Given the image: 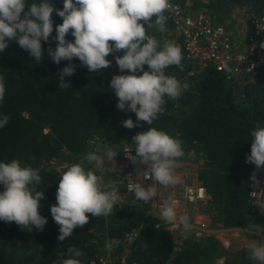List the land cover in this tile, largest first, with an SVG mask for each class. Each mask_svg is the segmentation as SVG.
I'll return each instance as SVG.
<instances>
[{
    "label": "trees",
    "instance_id": "16d2710c",
    "mask_svg": "<svg viewBox=\"0 0 264 264\" xmlns=\"http://www.w3.org/2000/svg\"><path fill=\"white\" fill-rule=\"evenodd\" d=\"M205 1L170 0V3L183 8L192 6L195 10L205 7V12L223 22L221 13H228L229 3L241 5L243 0ZM41 2L26 0L29 5ZM248 2L252 3L250 15L264 17V0ZM49 3L63 9V0ZM52 19L54 30L49 41L42 42L43 56L39 63L15 40H9L7 49L0 52V76L6 85L0 117H9L7 125L0 128V163L15 159L22 166L37 169L41 182L35 187L44 192L40 201L43 204L56 198L66 165L84 163L93 146L128 143L138 132L155 127L182 141V158L189 159L192 153L198 155L195 161L201 165L199 177L207 196L198 204L201 221L197 222L205 227L210 220L225 229L248 225L256 209L247 193L251 177L259 169L246 162V156L251 151V131L257 124L264 127V72L241 91V82H230L225 74L211 68L198 72L182 54L181 64L170 66L166 74L175 76L182 84L188 83V90L175 100L166 97V110L152 125L141 122L128 129L122 122L128 118L135 122V113L117 108L118 98L110 87L113 75L128 74L121 73L115 63V55L123 52L106 57L112 61L111 67L98 72H89L74 58L71 61L75 65L74 75L65 77L70 87L62 89L59 73L69 61L57 65L47 55L48 48L56 46L52 39L56 36L55 25L62 23L55 12ZM166 29L172 32L168 20ZM148 34L157 39L163 35L156 27L149 29ZM66 39L71 41L74 37L69 34ZM118 178L116 185L122 188L121 176ZM126 199L129 202H117L113 214L100 217L88 214L89 222L75 228L73 235L64 241H58L59 226L47 213L40 212L47 219L42 231L0 221V264H62L63 259L71 258L68 249L72 246L84 253L78 258L81 264H88L99 252L105 236L119 239L131 231L138 232L131 254L137 264H205L218 256L217 240L156 229L157 220L128 196ZM178 238L182 239L180 244ZM229 264L259 262L250 258L248 247H243L237 260Z\"/></svg>",
    "mask_w": 264,
    "mask_h": 264
},
{
    "label": "clouds",
    "instance_id": "9594fccd",
    "mask_svg": "<svg viewBox=\"0 0 264 264\" xmlns=\"http://www.w3.org/2000/svg\"><path fill=\"white\" fill-rule=\"evenodd\" d=\"M170 0H63V9H56L49 0L37 4H27L26 0H0V52L7 49L8 41L15 40L19 47L27 51L39 63L43 56L42 42H48L54 30L52 15L55 12L62 23L55 25V49L49 47L47 55L57 65L61 61L69 64L60 70L59 87L68 89L70 84L65 77L75 72L73 59H78L89 72H98L111 67L106 59L115 55V63L121 73L113 75L110 87L118 98L117 108L135 113L136 121L124 120L123 126L132 129L143 122L152 125L166 110V97L178 99L188 90V83H181L175 76L167 75L170 66H179L183 55L180 46L173 41L161 43L148 30L156 27L160 33L167 31L165 15L171 8ZM71 34L74 40H67ZM264 47V44L261 45ZM145 65L147 70H145ZM230 71V69H229ZM142 73V74H138ZM6 85L0 76V102H3ZM9 117H0V128L7 125ZM251 151L246 162L257 169L264 168V127L259 124L250 133ZM135 155L129 149L127 159L133 164L146 165V170L138 171L137 180L129 179L128 191L136 200L145 204L157 196V186H176L179 178L175 174L176 161L184 156L182 141L164 131L149 127L132 137ZM108 160H114L117 152L108 144L104 145ZM86 160L94 168H103L104 159L97 153H89ZM152 180L143 186L139 180ZM258 185L256 174L251 177ZM41 182L37 169L22 166L13 159L0 163V221L14 222L22 229L35 227L43 230L47 219L40 214V201L44 192L37 191ZM118 189L115 181L110 190L105 189L100 176L85 167L84 163H74L61 174L56 191V204L51 206V215L59 226L58 241L73 235L77 227L89 222V215L100 217L113 214ZM259 194L256 205L264 207ZM160 214L168 224L177 219L184 231H191L192 225L187 215L177 217V211L170 196L161 207ZM250 258L264 264V244L252 242L248 245ZM71 258L63 259L62 264H81L79 257L84 253L72 246L68 249Z\"/></svg>",
    "mask_w": 264,
    "mask_h": 264
},
{
    "label": "built area",
    "instance_id": "2783aa9c",
    "mask_svg": "<svg viewBox=\"0 0 264 264\" xmlns=\"http://www.w3.org/2000/svg\"><path fill=\"white\" fill-rule=\"evenodd\" d=\"M171 8L165 15L172 27V41L180 46L186 61L198 72L211 68L216 72L226 75L230 82L254 81L264 72V17L250 15L247 19L248 32L236 37L229 29V24L217 22L204 10L193 9L192 6L183 8L171 3ZM230 69V71H229ZM134 146H126L120 155V176L122 180V191L139 208L145 209L148 214L157 220L156 229H162L172 234L179 233L183 226L177 219L175 224H168L161 216V207L169 197L177 211V217L187 215L192 225L188 231L192 237L201 239L207 237L206 229L196 221L198 204L207 196L198 168L190 159L180 157L176 161L174 169L179 178L176 186H157V196L147 204L135 199L134 194L127 189L129 179L137 180L138 171L146 170V165L133 164L127 159L129 149L131 155H135ZM259 181L254 185L251 179L249 183L248 197L252 201L259 214H264V207L256 205L259 194L253 192H264V168H260L256 175ZM143 186L152 184V180L140 179ZM3 188V185H0ZM264 201V196L260 198ZM53 201L41 204L39 211L51 215ZM138 232L125 233L119 239H111L105 236L99 252L88 261V264H137L131 254ZM228 243L223 247L227 248Z\"/></svg>",
    "mask_w": 264,
    "mask_h": 264
},
{
    "label": "rangeland",
    "instance_id": "374dc122",
    "mask_svg": "<svg viewBox=\"0 0 264 264\" xmlns=\"http://www.w3.org/2000/svg\"><path fill=\"white\" fill-rule=\"evenodd\" d=\"M206 2L207 0L204 3ZM251 7H252V3L248 2V0H243L241 5L231 2L228 5V13L226 15L221 13L223 22L229 24V29L238 38H241L242 34L248 32L247 19L250 16L249 10L251 9ZM203 8L205 7H199L198 9L203 10ZM162 34H160L162 36L158 38V40L161 41V43H163L164 41H172V37H170L172 35V32L166 31ZM240 82L241 83L239 87L241 88V91L243 86H245L248 83H252L251 81H245V80H242ZM131 144H133L132 146L135 147V144L132 143V140L128 143H118L116 145H112L111 147L113 151L117 152V155L114 158V160L111 161L108 160L105 155L104 143H99V145L97 144L93 146L91 149H89L88 154L95 152L103 157L104 165L102 169L97 170L94 168V164H90L87 162V160H84L85 167L93 170L98 176L101 177L105 189L110 190L109 183L113 181H115L116 183L117 180L115 179L120 177L117 176L120 175V155L123 149L126 146H131ZM197 157L198 155L192 153L191 158L189 159L193 161L196 168H198V171H200L199 167H201V165L199 164V162L195 161V159H198ZM69 166L66 165V168H68ZM107 177L108 179L106 180ZM111 178L112 180L109 181V179ZM116 187L118 189L116 203L120 202V204H123V201L127 200L126 196L122 191L121 185L120 186L116 185ZM127 202L129 201L127 200ZM117 207H118L117 204L114 205L115 209ZM199 213L200 212H197L198 219L196 218V221L198 222L200 220ZM204 228L207 231V235H208L207 237H210L219 242V252L217 253L218 256L216 257V259L214 258L211 259V262L209 263L205 262V264L232 263L237 260V258L239 257V253L241 252L243 247H248V245L252 242H256L257 244H264V233H262V231H264V214H259L258 210H256L255 216H253L252 220L245 227L235 228V229L233 228L225 229L222 228L218 222L212 223L210 220H207ZM258 231H260V233H258ZM184 233L190 234L188 231L186 232L180 229L177 235L182 236L184 235ZM181 240H182L181 238H178L177 243L180 244ZM224 243H228L229 246L227 248L223 247Z\"/></svg>",
    "mask_w": 264,
    "mask_h": 264
},
{
    "label": "crops",
    "instance_id": "0c3cea01",
    "mask_svg": "<svg viewBox=\"0 0 264 264\" xmlns=\"http://www.w3.org/2000/svg\"><path fill=\"white\" fill-rule=\"evenodd\" d=\"M233 229H235V228H233ZM258 233H260V231H258ZM262 233H264V231H262Z\"/></svg>",
    "mask_w": 264,
    "mask_h": 264
}]
</instances>
